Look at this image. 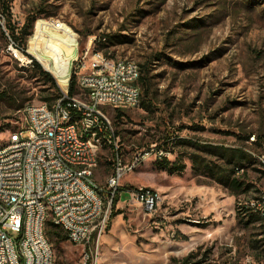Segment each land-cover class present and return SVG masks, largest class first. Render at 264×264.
Wrapping results in <instances>:
<instances>
[{
  "label": "rangeland",
  "instance_id": "rangeland-1",
  "mask_svg": "<svg viewBox=\"0 0 264 264\" xmlns=\"http://www.w3.org/2000/svg\"><path fill=\"white\" fill-rule=\"evenodd\" d=\"M7 5L19 26L29 13L42 12L27 53L63 92L67 79H58L54 68L69 74L75 39L86 58L102 51L147 64L150 98L143 94L134 108L104 107L117 129L120 156L129 163L143 150L166 148L170 163L186 166L175 173L160 169L157 160L167 156L155 154L124 178L116 204L105 196L109 219L99 264H264L263 230L238 218L257 200L264 207V0H0V24ZM11 44L0 30V146L22 126L25 106L46 103L47 86L28 69L32 60ZM103 145L96 181L110 189L115 145ZM198 145L252 153L237 175L251 189L235 193L197 175L194 154L227 166L220 153ZM132 187L159 191L158 211L132 203L126 191ZM49 241L55 264H83L82 247Z\"/></svg>",
  "mask_w": 264,
  "mask_h": 264
},
{
  "label": "built area",
  "instance_id": "built-area-1",
  "mask_svg": "<svg viewBox=\"0 0 264 264\" xmlns=\"http://www.w3.org/2000/svg\"><path fill=\"white\" fill-rule=\"evenodd\" d=\"M67 56L69 74H62V66L54 68L58 79H67L63 98L51 107L47 103L25 106L32 113L31 123H22L9 136L11 147L0 151V202L14 200V207L0 209V264H19V254H26L28 264H49V253L54 250L42 240L44 200H52L68 241L83 248V264H99L100 242L109 219V213H104L105 196H112V203L121 198L123 180L134 172L137 161H148L155 154L170 157L164 148L143 150L129 163L120 156L117 129L104 107H119L120 102H129V107L140 104L143 91L138 64L115 62L102 51L86 58V49L81 54L78 51L77 39ZM73 72L80 92L70 97ZM75 114L88 122L90 135H100V127H107L113 138L116 158L110 189H101L93 171L81 170V161L94 160L93 143L79 137L75 124L60 129L62 119ZM69 160H78L79 168H69ZM129 194H137V202L132 203L141 204L150 214L163 203L161 193L153 188H132ZM19 225H27L26 244H19Z\"/></svg>",
  "mask_w": 264,
  "mask_h": 264
},
{
  "label": "trees",
  "instance_id": "trees-1",
  "mask_svg": "<svg viewBox=\"0 0 264 264\" xmlns=\"http://www.w3.org/2000/svg\"><path fill=\"white\" fill-rule=\"evenodd\" d=\"M1 13V19L4 21V24H0L2 35L8 42L10 41L23 54L30 57L32 62L28 69H32V71L36 73L35 76L42 79L44 81V85L47 86V88L44 90L46 96L43 98V101H45L50 107L53 106L55 102L63 98L64 92L60 88L53 74L47 71L38 60L27 53L28 40L32 36L36 21L39 19L42 12L38 11L29 13L26 16L24 23L20 26L14 21L12 9L9 5L3 6ZM140 68L141 77L138 83L143 91L144 97H147L148 99L151 96L150 69L148 68L147 64L141 65ZM79 92L80 89L78 86L77 74L73 72L69 82V96H75L79 94ZM143 106L148 108L146 104H143ZM20 108L21 106L17 107V109ZM118 116H122V114L119 112ZM79 117V114H75L74 120L79 119ZM181 142L187 143L185 140ZM105 146L111 147L109 145ZM198 147L205 150H214L216 153H220L219 155L225 160L227 166H218L216 164H212V162L202 157L200 154H194L191 156V160L193 164V170L197 175H203L214 179L216 182L226 188L231 189L235 193L240 191L248 192L251 189V186H245L244 183L240 182L237 175L241 169L246 167L247 163L249 164L252 162L254 159L252 153L243 148H229L225 146L212 145H198ZM164 149L167 150L166 148ZM157 161L162 162L159 165L160 169L169 171L171 173L182 172L186 168L185 165L179 166L178 160L175 163H170L168 158ZM118 200L119 198L116 197L113 200V204H116ZM115 215L116 214H114V216ZM238 218L241 223H245L247 226L258 224L264 233V207H262L259 200H257L255 204L250 203L247 206L242 207L239 211ZM51 221L52 220H49V223L47 222L46 224L47 236L52 239L57 238L59 240H68L62 228Z\"/></svg>",
  "mask_w": 264,
  "mask_h": 264
},
{
  "label": "bare ground",
  "instance_id": "bare-ground-1",
  "mask_svg": "<svg viewBox=\"0 0 264 264\" xmlns=\"http://www.w3.org/2000/svg\"><path fill=\"white\" fill-rule=\"evenodd\" d=\"M115 62H132L133 64H137L134 61L124 60V59L115 60ZM120 106L129 107V102H120ZM22 115H23L22 123L30 124L32 121V113L28 109V107H26L23 110ZM74 124L76 130H79V137L83 138V140H86V143H93V146H95L94 160L81 161V170L83 172L93 171V173H95L96 169L98 168L99 151L102 147V144L106 142L108 144L115 145L113 138L110 137V135L108 134L107 127H100V135H90V131L88 130V122L84 121V117H79V119L74 120V115H68L67 117L63 118L62 121L60 122V129H71L74 127ZM7 147H11V140H8L6 144L0 146V151L6 149ZM156 155L159 156L160 158L162 157L164 158L167 156V154H156ZM145 161L146 160L137 161L134 164V170L138 168ZM69 168H79V161L69 160ZM112 183H113V176H111V178L109 179L108 185L111 187ZM101 189L103 188L101 187ZM131 200L137 201V194H131ZM7 207H14V200H6V202H0V209H7ZM43 209H44V214L42 216V224L44 225L45 229H42V240L44 242V245L47 246L49 250H54L46 233V224L49 220H52L53 223L60 226V220H56V213L52 200H44ZM108 210L109 209L107 208L105 202L104 213H108ZM26 233H27V225H19V244H26L27 241ZM19 264H28V259H26V254H19ZM49 264H55L54 251L49 253Z\"/></svg>",
  "mask_w": 264,
  "mask_h": 264
},
{
  "label": "crops",
  "instance_id": "crops-1",
  "mask_svg": "<svg viewBox=\"0 0 264 264\" xmlns=\"http://www.w3.org/2000/svg\"><path fill=\"white\" fill-rule=\"evenodd\" d=\"M104 147V146H103ZM103 147L101 148V149H103ZM107 147V146H106ZM99 164H100V157H99ZM115 166H113V169H112V171H111V173H110V175H109V177H108V179H107V182H108V180H109V178L113 175V173H114V168ZM98 169H99V166H98V168L96 169V171H95V178H96V176L99 178V179H101V176L98 174L97 175V171H98ZM124 185V184H123ZM131 188H129L128 190H126V191H128L129 192V190H130ZM122 192V191H121Z\"/></svg>",
  "mask_w": 264,
  "mask_h": 264
},
{
  "label": "water",
  "instance_id": "water-1",
  "mask_svg": "<svg viewBox=\"0 0 264 264\" xmlns=\"http://www.w3.org/2000/svg\"><path fill=\"white\" fill-rule=\"evenodd\" d=\"M40 63H42V62H40ZM43 65V64H42ZM44 66V65H43ZM44 68H45V66H44ZM46 69V68H45ZM47 71H49L48 69H46Z\"/></svg>",
  "mask_w": 264,
  "mask_h": 264
}]
</instances>
